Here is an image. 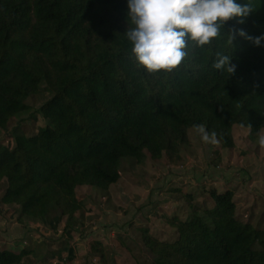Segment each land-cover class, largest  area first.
Wrapping results in <instances>:
<instances>
[{
    "label": "trees",
    "instance_id": "obj_1",
    "mask_svg": "<svg viewBox=\"0 0 264 264\" xmlns=\"http://www.w3.org/2000/svg\"><path fill=\"white\" fill-rule=\"evenodd\" d=\"M251 3L257 9L243 23L229 20L176 70L150 74L124 36L127 0H0V131L29 109L41 84L52 93L37 111L47 124L16 135L12 149L0 145V202L27 218L56 210L72 220L83 209L77 188L108 190L124 158L174 161L194 125L215 132L221 149L234 148L235 126L263 129L264 40L255 46L236 34L231 46L227 34L264 36V0ZM217 51L231 56V76L212 67ZM206 193L212 207L165 217L174 240L140 230L152 264H264V230L236 217L233 191ZM183 197L191 203V194ZM89 250L103 255L100 242ZM30 254L3 247L0 264Z\"/></svg>",
    "mask_w": 264,
    "mask_h": 264
},
{
    "label": "rangeland",
    "instance_id": "obj_2",
    "mask_svg": "<svg viewBox=\"0 0 264 264\" xmlns=\"http://www.w3.org/2000/svg\"><path fill=\"white\" fill-rule=\"evenodd\" d=\"M51 96L43 83L26 100L29 109L0 131L4 149L13 148L16 135H33L47 124L37 111ZM232 132L233 149L204 143L192 128L188 144L174 161L147 159L138 165L132 158L122 159L120 178L108 190L77 188L83 209L72 220L56 210H49L42 220L27 218L19 207L0 202V248L30 250L22 264H152L140 230L174 240L176 232L165 217L185 219L192 206L212 207L206 193L212 187L218 192L232 190L236 217L264 230V149L258 146L257 132L237 126ZM4 187L0 184V197ZM184 193L191 194L190 204ZM95 241L103 246L102 257L89 250Z\"/></svg>",
    "mask_w": 264,
    "mask_h": 264
},
{
    "label": "clouds",
    "instance_id": "obj_3",
    "mask_svg": "<svg viewBox=\"0 0 264 264\" xmlns=\"http://www.w3.org/2000/svg\"><path fill=\"white\" fill-rule=\"evenodd\" d=\"M251 0L241 4L237 0H127V30L124 36L131 44V56L137 67L150 74L171 73L189 59L190 49H203L221 36V29L232 19L239 23L256 11ZM228 34L232 46L235 35L260 46L264 36L252 37L244 30ZM231 56L215 53L212 67L221 72L235 73ZM206 144H217L216 133H209L204 125H194ZM249 128L251 126L249 125ZM257 143L264 149V131L257 132Z\"/></svg>",
    "mask_w": 264,
    "mask_h": 264
}]
</instances>
